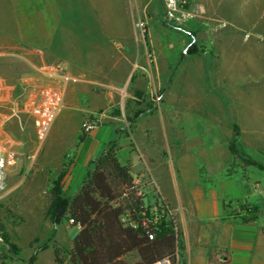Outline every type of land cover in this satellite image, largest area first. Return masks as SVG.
Listing matches in <instances>:
<instances>
[{
	"label": "rangeland",
	"instance_id": "rangeland-1",
	"mask_svg": "<svg viewBox=\"0 0 264 264\" xmlns=\"http://www.w3.org/2000/svg\"><path fill=\"white\" fill-rule=\"evenodd\" d=\"M4 1L0 40L6 45L0 41V49L9 53L7 67L14 77L24 70L13 56L18 48L14 39L26 37L30 48L32 32L25 36L21 28L27 26L12 23L14 11L8 6L13 0ZM177 1L184 14L180 23L165 19L162 0H54L50 16L69 20L72 32L123 41L122 54L134 61L126 65L134 71L122 103L106 113L114 118L116 131L109 134L110 125L99 126L94 140L101 145L98 157L114 143L122 163L137 164L131 170L144 207L157 221H174L183 250L187 240L197 245L200 236H209L208 228L218 226L201 218L203 208L211 216L217 208L204 207L209 200L221 206L227 229L254 228L251 264H264V0ZM95 51L103 65L116 61L103 49ZM117 55L120 67L123 60ZM14 135L16 151L0 193V264H18L8 259L9 251L24 261L36 257L35 264H53L49 250L39 253L54 243L70 248L78 231L70 221L54 226L47 216L62 173L42 168L41 154L32 159L38 156V138L31 123L23 131L16 127ZM233 141L240 159L229 149ZM50 143L48 138L44 145ZM216 237L212 241L220 243ZM205 249L212 252L216 246ZM220 252L228 254L227 249ZM137 260L132 254L124 262Z\"/></svg>",
	"mask_w": 264,
	"mask_h": 264
},
{
	"label": "crops",
	"instance_id": "crops-1",
	"mask_svg": "<svg viewBox=\"0 0 264 264\" xmlns=\"http://www.w3.org/2000/svg\"><path fill=\"white\" fill-rule=\"evenodd\" d=\"M54 6V0H13L8 6L14 11L15 20L12 23L21 27L27 26V30L20 27L25 36L29 31L32 33L28 40L30 48L25 45L26 37L14 39L18 48L13 56L17 58L16 63H21L24 69L19 76H10V67H7L9 59L6 58L9 53L6 49H0V146L14 153L16 127L23 131L31 123L38 138L35 151L38 156H33L32 159L41 154L42 159L38 163L42 168L59 170L61 176L63 175V191L66 190V195L71 196L95 167L101 149L100 144H94L100 132L99 126L110 125L109 134L116 131L114 118L106 113L116 104L122 103V92L134 71L126 65L134 66V61L122 54L125 49L121 46L123 41L119 39L106 38L96 32H72L69 20L61 19L60 22V18L50 16ZM97 25L95 22V27ZM0 41L1 47L6 45L4 40ZM95 48L105 50L106 55L116 57V61L111 63V60L109 64L103 65L96 58ZM88 52L91 53L89 56ZM117 54H121L123 60L120 67ZM56 63L70 77L75 78L76 82L55 80L48 67ZM90 117L97 122V127L79 143L81 123ZM48 138H51V143L46 147L44 144ZM132 162L131 168L137 169V164ZM175 178L174 174L169 176L174 184ZM202 204L209 210L217 207L212 216L205 215L203 208L201 218L207 222L214 220L211 223L218 226L208 228L209 236H200L197 245L193 246L185 239L183 264H213L208 259L209 253L213 254L217 262L251 264L254 228L249 225H236L227 229L225 222L221 221V206L213 205L209 200H204ZM215 237L221 242L214 243L212 238ZM210 239L211 242H208ZM209 246H216V250L206 251L205 248ZM224 249H227L228 254L220 252H224ZM48 250L52 257L53 250L49 246L39 254Z\"/></svg>",
	"mask_w": 264,
	"mask_h": 264
},
{
	"label": "trees",
	"instance_id": "trees-1",
	"mask_svg": "<svg viewBox=\"0 0 264 264\" xmlns=\"http://www.w3.org/2000/svg\"><path fill=\"white\" fill-rule=\"evenodd\" d=\"M84 137L79 135V143ZM229 149L240 159L234 141ZM62 177L51 191L47 216L54 226L70 221L78 231L70 248L52 245L53 264H126L124 259L132 254L138 258L134 264H183V243L176 224L165 218L157 221L150 215L131 167L119 160L114 143L97 158L75 194L63 195ZM9 253L8 259L18 264L36 263V257L24 261ZM208 259L213 264H227L217 262L210 253Z\"/></svg>",
	"mask_w": 264,
	"mask_h": 264
},
{
	"label": "built area",
	"instance_id": "built-area-1",
	"mask_svg": "<svg viewBox=\"0 0 264 264\" xmlns=\"http://www.w3.org/2000/svg\"><path fill=\"white\" fill-rule=\"evenodd\" d=\"M162 4L166 20L171 23H180L183 21L184 14L180 13L177 0H162ZM180 14H182V16ZM48 71L51 72L50 75L53 76L55 80H60L64 82H76V79L70 77L58 63L52 64L50 67H48ZM96 127L97 122L95 120L91 121L89 118H86L81 123L80 134L87 136L91 134L96 129ZM11 158H13V153L11 151H7L4 146H0V193L6 188L8 172L7 168L8 162ZM134 183L139 187L140 195L143 198L141 188L138 185V180L136 178H134Z\"/></svg>",
	"mask_w": 264,
	"mask_h": 264
}]
</instances>
